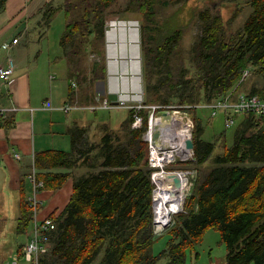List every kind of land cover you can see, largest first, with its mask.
Wrapping results in <instances>:
<instances>
[{
    "label": "trees",
    "instance_id": "16d2710c",
    "mask_svg": "<svg viewBox=\"0 0 264 264\" xmlns=\"http://www.w3.org/2000/svg\"><path fill=\"white\" fill-rule=\"evenodd\" d=\"M7 1L0 0V13ZM116 1L63 0L62 6L53 2L44 6L42 12L49 23L57 12L64 13L66 31L60 44L69 62L77 58L81 62L86 48L102 55L104 15ZM172 1L131 0L127 9L140 12L144 18L147 103L170 104L173 98L181 104L212 103L234 88L239 90L246 70L264 75V0H247L245 7L251 12L236 31L230 25L242 10L228 21L222 10L227 2L238 0H218L212 8L196 11L200 33L190 51L193 75L181 55L182 28L162 31L156 20L158 7H169ZM105 73L101 56L94 78L104 79ZM251 94L264 96V88ZM197 114L193 115L192 164L198 177L184 212L161 235L156 234L154 224L155 186L147 161L148 146L143 130L132 128L131 112L120 128L106 127L97 142L89 140L86 129L77 128L71 132L70 152L48 150L37 154L34 164L43 190H60L72 176L47 170L84 165L92 169L74 177L69 204L59 216L51 215L57 228L52 235V250L42 264H157L161 258H167L168 264H184L187 249L200 244L209 229L218 231L227 247L224 264H264V117L247 115L234 144L223 146V152L217 154V145L203 139L204 127ZM98 160L100 170L93 171ZM34 219L23 186L17 234L25 235ZM165 233L170 240L156 256L154 245Z\"/></svg>",
    "mask_w": 264,
    "mask_h": 264
},
{
    "label": "crops",
    "instance_id": "0c3cea01",
    "mask_svg": "<svg viewBox=\"0 0 264 264\" xmlns=\"http://www.w3.org/2000/svg\"><path fill=\"white\" fill-rule=\"evenodd\" d=\"M25 1L28 8L23 9L20 21L0 25V67L6 66L10 57L15 65L11 79L7 82L0 80V186L18 190V218L21 187L31 186L29 176L37 154L48 150L70 152L73 130L86 129L89 140L95 142L94 139H100L106 127L116 130L129 118L130 112L125 109H87L97 104V95L129 103L145 101L147 97L142 25L137 20L115 17L107 21L100 54L106 73L104 79L96 80L94 68L101 63L100 55L88 56L90 50L86 48L88 51L81 62L79 58L69 62L63 50L56 55L49 46L46 47L51 25L44 33L43 24L39 23L40 14L44 6L54 0ZM16 39L18 43L14 44ZM6 44L10 45L9 49L4 47ZM86 57H90L91 63L85 61ZM257 82H253L246 93L258 90ZM47 102H51L52 108L45 107ZM66 105L78 109L66 113L60 109ZM243 117L244 121L246 116ZM47 171L69 172L72 176L60 190L41 192L40 219L53 214L59 216L71 200L74 177L92 169L84 165Z\"/></svg>",
    "mask_w": 264,
    "mask_h": 264
},
{
    "label": "rangeland",
    "instance_id": "374dc122",
    "mask_svg": "<svg viewBox=\"0 0 264 264\" xmlns=\"http://www.w3.org/2000/svg\"><path fill=\"white\" fill-rule=\"evenodd\" d=\"M131 0H117L116 3L107 10L104 15V20L111 21L115 17L129 18L128 20H137L141 25H143L144 18L143 15L138 12L127 11L129 8ZM218 0H174L169 7H158L157 12V22H159L158 27L162 31H168L170 27L177 29L181 27L184 32V37L180 43V48L182 50L183 57L186 59V65L189 66L191 75L195 73L194 66L190 62L192 45L196 41L200 33V27L196 24L194 14L196 11L204 8H212ZM247 0H238L235 3H226L223 6L222 15L224 20L228 21L235 14L236 11L242 10L239 15H236L235 19L232 21L230 27L231 30L236 31L241 29L246 22L251 10L246 8ZM6 4V10L0 13V25H4L12 20L16 23L23 18L21 13L23 9L28 8V4L25 0H9ZM239 3V5H236ZM54 6H62L63 0H54ZM21 15V16H20ZM178 15V16H177ZM41 21L39 23L43 24V32L47 33L48 24H50L49 37L46 39V47L55 54L62 52V47L60 44L61 38L66 31V19L63 12H57L52 21L49 23V19L44 16L43 12L40 14ZM109 19V20H108ZM172 22L173 24H166ZM144 26V25H143ZM159 29V30H160ZM163 34H166L163 32ZM159 35V34H158ZM88 56L93 53L91 48H89ZM97 50V46H96ZM97 55V54H96ZM87 56V57H88ZM85 58V61H90L89 58ZM96 57V56H95ZM144 58V52H143ZM96 59V58H95ZM94 59V60H95ZM144 64V60H143ZM258 81V82H257ZM253 82L259 84L258 90L264 88V75H256L250 72V77L242 84L240 87L241 93H246L247 88L252 86ZM146 100L147 97H146ZM203 103V102H202ZM171 105L180 106L179 99L173 98L171 100ZM184 105V104H182ZM116 112V111H114ZM125 112V111H123ZM209 110L198 111L197 117L201 118L200 121L204 127L203 139L207 142H212L217 145V154L223 152V146L231 147L234 144L235 136L241 130L243 115L236 116L235 125L231 128L226 127V116L223 113H218L216 116ZM109 115V113L107 114ZM194 115V113H193ZM196 125V121H195ZM119 128V127H118ZM117 128V129H118ZM223 135V136H222ZM222 136V137H221ZM95 142L99 139L96 137ZM192 162L179 163L173 168H186L195 171V167ZM95 169L93 171L100 170L99 164L100 160L95 162ZM244 165H253L245 163ZM198 177V176H197ZM27 195L31 194V186H26ZM156 192L155 199H160ZM163 200H166L164 198ZM180 213V212H179ZM178 213V214H179ZM173 215V220L178 215ZM19 215V192L10 186H0V264H12L14 259L17 258V253L19 248L21 249L28 242V234L31 231V226L25 235L17 234V218ZM175 224V223H174ZM173 224V225H174ZM172 227V226H171ZM157 226L155 230H157ZM162 230V228H160ZM168 230V229H167ZM165 230L164 232H166ZM157 242L154 245V254L159 256L160 253L166 249V245L170 240L169 234H164L162 237L157 238ZM186 261L184 264H224L227 256V247L221 240V235L215 229H209L205 232L200 244L195 246L193 250L187 249L186 251ZM157 264H168L167 258L159 259Z\"/></svg>",
    "mask_w": 264,
    "mask_h": 264
},
{
    "label": "built area",
    "instance_id": "2783aa9c",
    "mask_svg": "<svg viewBox=\"0 0 264 264\" xmlns=\"http://www.w3.org/2000/svg\"><path fill=\"white\" fill-rule=\"evenodd\" d=\"M18 43V39L13 40ZM10 48L9 44L4 46ZM15 72L13 59L10 57L6 66L0 67V80L9 81ZM250 77V70L243 73L240 82L242 84ZM45 107L52 108L51 102H47ZM89 110H112L125 109L132 113V128L143 130V140L148 146L147 161L152 172V182L155 186L153 190V212L154 219L157 210L161 207L167 208L171 212L169 219L165 217V221L170 220L171 223L165 227L163 224H155L157 226L156 234L161 235L167 228L173 226L175 221L173 215L184 212V205L191 196L195 186L198 172L186 168H173L179 163H187L195 161L194 149L188 147V142L193 141L195 131V119L193 113L200 110H209L216 116L223 113L226 116V127L231 128L235 125L236 116L251 115L256 118L264 117V96L251 93H241L237 88L231 90L226 96L216 100L215 102H203L199 104H184L175 106L171 104H149L146 101H138L129 103L124 100L111 101L97 95V104L86 107ZM68 113L73 109H78L71 105L60 108ZM169 114L170 120L163 123V132L159 142L155 140L156 126L161 123V116ZM159 144V145H158ZM20 158L19 154L15 155ZM38 170L33 163L29 181L31 183V194L28 196L31 208L34 210L35 219L32 229L28 234V242L17 253V258L12 264H42V260L51 252L53 243L52 235L57 228L54 218L40 219L38 216L39 206L42 204L40 194L44 189V183L37 178ZM173 176H177L181 180V187L176 188ZM161 178V179H160ZM160 179L164 184H169L179 199L180 210L176 213L172 212L167 205H155V193ZM162 228V230H160Z\"/></svg>",
    "mask_w": 264,
    "mask_h": 264
},
{
    "label": "water",
    "instance_id": "95a60500",
    "mask_svg": "<svg viewBox=\"0 0 264 264\" xmlns=\"http://www.w3.org/2000/svg\"><path fill=\"white\" fill-rule=\"evenodd\" d=\"M141 46H142V49L145 50V46H146L145 28L143 25L141 26ZM170 118H171V116L167 113H165L161 116V123H159L156 126V131H155L156 142H159V139L162 135L163 123L168 122L170 120ZM187 144H188V147L190 149H194V147H195L194 141H189ZM173 178H174V183H175L176 188H180L181 187V180L177 176H173ZM170 216H171V212L167 208L161 207V208H159V210H157L154 222L156 224H163L165 227H167L171 223V221L170 220L165 221V217H167L169 219Z\"/></svg>",
    "mask_w": 264,
    "mask_h": 264
},
{
    "label": "bare ground",
    "instance_id": "6f19581e",
    "mask_svg": "<svg viewBox=\"0 0 264 264\" xmlns=\"http://www.w3.org/2000/svg\"><path fill=\"white\" fill-rule=\"evenodd\" d=\"M161 179V178H160ZM158 179L157 182L159 183L156 192L158 191V196L160 199H155V205L160 207V206H164L167 205L170 210L174 213L178 212L180 210V204H179V199L178 196L176 194V192H174V189L169 186V184H164V182L162 180ZM156 196V193H155ZM164 198H166V200H163Z\"/></svg>",
    "mask_w": 264,
    "mask_h": 264
}]
</instances>
